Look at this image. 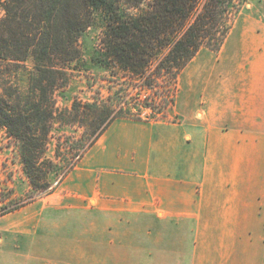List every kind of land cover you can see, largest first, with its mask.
I'll return each mask as SVG.
<instances>
[{
	"label": "crops",
	"instance_id": "1",
	"mask_svg": "<svg viewBox=\"0 0 264 264\" xmlns=\"http://www.w3.org/2000/svg\"><path fill=\"white\" fill-rule=\"evenodd\" d=\"M246 72L180 85L177 122L115 119L55 193L0 218V264H258L264 82Z\"/></svg>",
	"mask_w": 264,
	"mask_h": 264
},
{
	"label": "trees",
	"instance_id": "2",
	"mask_svg": "<svg viewBox=\"0 0 264 264\" xmlns=\"http://www.w3.org/2000/svg\"><path fill=\"white\" fill-rule=\"evenodd\" d=\"M246 0H0V128L17 143L33 186L46 189L57 164L45 159L54 122L66 115L92 118L93 134L120 117L103 100L58 107L73 66L82 59L81 37L98 15L105 29L99 62L115 65L143 89L177 81L204 48L221 50ZM31 67H28V63ZM27 87H20L21 74ZM102 127V128H101ZM83 156L86 151H81ZM49 164V172L41 168ZM58 175V174H57Z\"/></svg>",
	"mask_w": 264,
	"mask_h": 264
},
{
	"label": "rangeland",
	"instance_id": "3",
	"mask_svg": "<svg viewBox=\"0 0 264 264\" xmlns=\"http://www.w3.org/2000/svg\"><path fill=\"white\" fill-rule=\"evenodd\" d=\"M2 15L0 10V17ZM96 19L95 24L81 37L83 56L73 66L69 86L58 97V107L66 111L71 110L75 100L83 103L103 100V106L109 107L113 113L102 127L116 115L151 122H177L179 116L175 106L179 86L183 87L185 99L188 83L201 84L208 75L211 76V71L244 66L247 71L244 81H253L258 76L264 82V0H246L220 51L202 49L176 82L166 78L157 83L153 90L143 89L142 82L132 80L115 65L107 66L99 62L105 22L100 15ZM27 65L31 67L30 62ZM251 70L258 71L255 78L249 73ZM26 79L27 74H21L22 90H26ZM92 120L83 115L77 119L73 115H66L64 120L54 122L45 159L58 167L53 169L49 180L51 183L46 189H43L44 181L38 183L40 187L33 186L22 163L18 143L5 129L0 128V218L55 193L101 132L102 129L93 134L95 128L91 127ZM84 150L86 153L81 156ZM41 168L49 172L50 165L44 163ZM251 237L254 243L253 257L258 264H264V230L252 233Z\"/></svg>",
	"mask_w": 264,
	"mask_h": 264
}]
</instances>
